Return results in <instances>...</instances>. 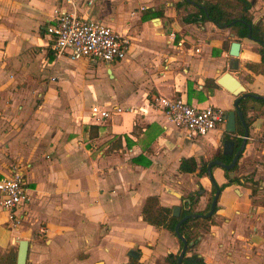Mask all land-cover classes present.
Instances as JSON below:
<instances>
[{
	"label": "crops",
	"instance_id": "1",
	"mask_svg": "<svg viewBox=\"0 0 264 264\" xmlns=\"http://www.w3.org/2000/svg\"><path fill=\"white\" fill-rule=\"evenodd\" d=\"M180 1L76 0L79 14L130 36L126 56L104 63L55 55L45 26L55 7L67 6L61 0H0V177L16 166L30 195L16 225L0 207V264H16L20 239L29 243L26 264H127L134 259L130 249L141 264H167L180 245L142 219L146 198L155 195L172 208L181 205L178 195L195 192L191 209L203 210L214 184L234 176L241 184L220 190L208 229L200 230L187 256L204 264H264V205L253 203L264 190L263 98L239 100L248 127L244 150L235 171L212 166L211 180L198 169L181 172L180 161L193 157L200 166L221 160L219 154L232 159L222 144L228 136L234 152L239 147L240 119L234 135L225 133V119L188 139L149 100L181 96L226 115L238 95L217 79L228 71L231 42L240 43L233 74L246 91L264 95V56L258 41L238 36L231 22L186 19L201 5L186 0L177 6ZM250 1L252 21L264 24V0ZM90 102L119 112L89 123Z\"/></svg>",
	"mask_w": 264,
	"mask_h": 264
},
{
	"label": "built area",
	"instance_id": "2",
	"mask_svg": "<svg viewBox=\"0 0 264 264\" xmlns=\"http://www.w3.org/2000/svg\"><path fill=\"white\" fill-rule=\"evenodd\" d=\"M61 1L67 6L55 7L50 22L45 26L56 56L104 63L118 61L126 56L130 47L129 35L101 19L79 14L76 0ZM86 3L89 5L92 0ZM149 100L173 126L183 129L188 139L205 136L225 121L222 109L211 104L194 105L181 96L156 95ZM118 112L117 106L102 108L94 105L89 111V118L107 120ZM29 198L27 181L16 166L9 175L0 177V207L8 213L13 225L23 217L22 209Z\"/></svg>",
	"mask_w": 264,
	"mask_h": 264
},
{
	"label": "trees",
	"instance_id": "3",
	"mask_svg": "<svg viewBox=\"0 0 264 264\" xmlns=\"http://www.w3.org/2000/svg\"><path fill=\"white\" fill-rule=\"evenodd\" d=\"M201 6L197 7V10L190 15H187L185 18L193 19L199 18L201 20L209 19L215 22L218 25L229 24L231 21L235 20L231 27L235 30L236 34L240 37L247 36L250 31L252 38L258 41L260 44V52L264 56V24L261 20L252 21L251 17L248 14V10L251 6L250 0H195ZM183 2H187L186 0H182L177 2L176 5H180ZM240 19H243L241 21ZM250 24V30L248 25ZM248 66H252V63H248ZM150 96L149 98H152ZM261 102L264 103V99H260ZM242 133V132H241ZM228 138V136H226ZM241 139L235 140V147L237 148L240 144ZM215 158L221 159L225 163H229L231 161V156H223L222 154L217 155ZM206 162L202 163L198 166L196 160L193 157L182 158L179 165V170L185 173L195 172L198 169V174L203 175L206 172ZM237 169V164L230 170H225L226 173L235 171ZM241 184L240 180L235 176L233 178H228L226 184L219 186L220 190H222L225 186L229 184ZM203 191V188L200 186L196 192ZM257 187H253L251 190V196L256 195ZM215 192L214 186L211 189V196L208 200L206 207L203 210L195 211L190 209L189 211L184 210L182 208L180 217H174L171 215L172 208L163 206L159 203L158 197L155 195H151L146 198L143 207H142V219L155 227L164 228L172 233L174 236V227L179 218L185 216L188 213L196 212L200 214H205L208 212L210 207V202L212 200V196ZM189 196V195H188ZM192 200V197L190 198ZM264 205V203H261ZM217 210V205L215 207V211ZM214 211V212H215ZM211 221V217L207 219L201 218H190L186 220L180 226V232L187 240V249L186 253L183 257L182 264H204L200 259L197 258L196 255L187 256V253L191 250V248L198 242V236L200 235V230H207L208 223ZM178 243L180 245V249L182 247V241L178 239ZM180 251V250H179ZM177 255L168 254L165 257L167 264H175ZM10 264H15L14 261ZM127 264H141L138 259H131Z\"/></svg>",
	"mask_w": 264,
	"mask_h": 264
},
{
	"label": "water",
	"instance_id": "4",
	"mask_svg": "<svg viewBox=\"0 0 264 264\" xmlns=\"http://www.w3.org/2000/svg\"><path fill=\"white\" fill-rule=\"evenodd\" d=\"M240 20L244 22L243 19H240ZM232 22L234 21H231L230 24H232ZM248 27L250 30V24L248 25ZM247 36L251 37L250 31L248 32ZM239 45L240 43L237 40H234L231 42L230 49H229V53L231 57L229 58V61H228V71L224 72L221 76H219L217 81L218 83L226 87L230 92H232L235 95H238L233 103L234 109H230V111H228L225 115V119H226L225 133H227L228 135L235 134L236 117H238L244 129L243 135H242L241 143L239 147L235 150V152H234V139L227 138L223 140L222 153L225 155H232V159L228 164L224 163L221 160H217V159L210 160L206 165V173L210 180L212 178L211 176L212 166L218 165L224 169L230 170L235 166V164H237V161L239 160L240 155L242 154L244 150L246 139L248 138V127L242 115L241 108L239 106V100L246 96H252V97L264 99V95L255 94V93L246 91L245 86L233 74V72L236 71L238 68ZM108 72L110 73V69L108 70ZM214 188H215V192L213 194L212 200L210 202V207L207 213L205 214H200L196 212L188 213L185 216L179 218V220L175 224L174 233L176 237L182 241V247L177 255L175 264H182V260L186 253V249L188 245L187 240L185 239V237L181 234L179 230L181 224L190 218L207 219L213 215L216 204H217V200L220 194V188L215 184H214ZM178 197L181 199V205H174L172 207L171 215L174 217H180L182 208L184 210L189 211L191 209L192 202H196L199 198V195L194 192V193H191L187 198H182L180 195H178ZM191 197H192V200L190 199ZM17 244L18 245H17V252H16V264H26L27 252H28V247H29L28 240L20 239L17 241ZM127 254L131 258H134V259L139 258V252L136 250L130 249L128 250Z\"/></svg>",
	"mask_w": 264,
	"mask_h": 264
},
{
	"label": "rangeland",
	"instance_id": "5",
	"mask_svg": "<svg viewBox=\"0 0 264 264\" xmlns=\"http://www.w3.org/2000/svg\"><path fill=\"white\" fill-rule=\"evenodd\" d=\"M78 60H83V59H78ZM77 60V61H78ZM88 65V68L89 67H95V65H93V63H90V64H87ZM97 68V67H96ZM95 73V72H94ZM104 74V73H103ZM95 76H96V74H95ZM36 97V99H35V101L37 102V103H39V102H41V100L39 99L40 97L39 96H35ZM33 98H34V96H33ZM93 105H99L100 106V104L99 103H96L95 104V102H90V103H88L87 105H85L86 107H87V111L85 112V113H87L88 112V109L90 108V106H93ZM106 105V104H105ZM91 109V108H90ZM86 120L90 123V122H95V121H98L99 123L101 122V121H105V120H94V119H91V120H88L87 118H86ZM82 122H83V120H82ZM102 123V122H101ZM263 138H264V136H263ZM264 147V146H263ZM261 163V165H262V167L264 168V153H263V155H262V157H261V161H260ZM15 163V162H14ZM14 165V164H13ZM264 178V177H263ZM262 179V178H261ZM257 190H258V188H257ZM258 193H256V195H257ZM256 195H254V196H256ZM253 203L254 204H261V203H264V190L262 191V193L261 194H259V196L258 197H254L253 198ZM198 207V206H197ZM195 209H196V207H195Z\"/></svg>",
	"mask_w": 264,
	"mask_h": 264
}]
</instances>
